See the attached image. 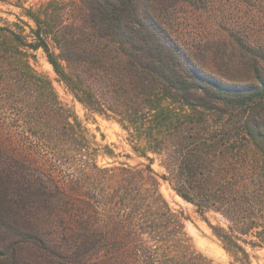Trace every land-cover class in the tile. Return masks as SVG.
I'll use <instances>...</instances> for the list:
<instances>
[{
  "label": "trees",
  "instance_id": "trees-1",
  "mask_svg": "<svg viewBox=\"0 0 264 264\" xmlns=\"http://www.w3.org/2000/svg\"><path fill=\"white\" fill-rule=\"evenodd\" d=\"M219 2L72 0L67 10L53 1L26 12L29 34L0 26V65L32 90L17 106L39 141L71 160L88 149L29 50H42L74 98L116 121L148 161L86 163L61 182L0 134V264H212L193 249L160 179L237 261L264 250V44L237 30L198 46L176 25L182 13L220 25Z\"/></svg>",
  "mask_w": 264,
  "mask_h": 264
},
{
  "label": "rangeland",
  "instance_id": "rangeland-1",
  "mask_svg": "<svg viewBox=\"0 0 264 264\" xmlns=\"http://www.w3.org/2000/svg\"><path fill=\"white\" fill-rule=\"evenodd\" d=\"M53 1L63 3L62 7H66L67 10L71 8L69 2L72 0H0V26L17 30L19 28L15 26L17 23L23 27L25 34H29V26L35 27V23L26 12L30 10L40 14ZM218 1L226 12L225 22L220 25L216 24L213 15L209 13H205L199 21L193 20L186 13L177 15V28L187 42L195 41L198 46H204L208 40H216V36L238 30L236 34L264 44V0ZM28 52L31 54L29 62L32 68L52 81L59 103L66 114L75 116L81 124L88 140V149L83 152V156H76L71 160L66 156L57 155L50 149L48 143L39 141L33 135L37 129L25 126L22 120L23 109L17 106L21 96L34 97L32 90L26 87L25 82L14 79L17 69L0 65V134L7 146L21 150L30 160L43 167L47 175L54 176L61 182L69 181L78 168L86 166V163L96 164L98 167L118 166L121 163L131 166L148 163L145 158L139 157L133 151L127 132L116 121L89 112L74 98L58 80L42 50ZM2 58L3 55L0 54V59ZM5 77L13 79L9 83H4L1 80ZM71 121L73 122V118ZM109 150L112 151V155H109ZM153 169L158 174L163 173L158 163L153 165ZM164 188L171 197L167 196ZM160 192L170 207L182 214L185 231L195 251L202 253L213 262L212 264H242L223 249L208 223L195 208L179 199L171 187L161 179ZM207 218L212 224L219 223L214 214H208ZM252 255L251 264H264V250L253 252Z\"/></svg>",
  "mask_w": 264,
  "mask_h": 264
},
{
  "label": "bare ground",
  "instance_id": "bare-ground-1",
  "mask_svg": "<svg viewBox=\"0 0 264 264\" xmlns=\"http://www.w3.org/2000/svg\"><path fill=\"white\" fill-rule=\"evenodd\" d=\"M51 66V65H50ZM164 191L166 192L167 196L171 197L169 192L166 190V188H164ZM179 199H181L179 196H177ZM182 200V199H181Z\"/></svg>",
  "mask_w": 264,
  "mask_h": 264
}]
</instances>
